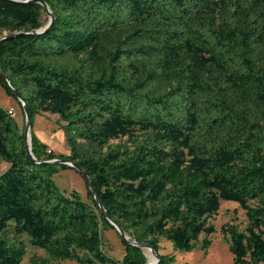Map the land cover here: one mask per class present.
Wrapping results in <instances>:
<instances>
[{"label": "trees", "instance_id": "1", "mask_svg": "<svg viewBox=\"0 0 264 264\" xmlns=\"http://www.w3.org/2000/svg\"><path fill=\"white\" fill-rule=\"evenodd\" d=\"M32 1L53 16L43 33ZM3 32L0 74L28 109L32 157L0 106V264L28 247L44 253L29 264H146L129 242L176 264L160 241L189 252L204 236L207 250L221 202L246 220L222 228L232 264H264V0H0ZM40 113L58 117L68 155L32 133ZM56 159L84 170L103 211L88 187V203L59 190L53 176L73 169ZM110 221L128 238L120 261L104 251Z\"/></svg>", "mask_w": 264, "mask_h": 264}, {"label": "rangeland", "instance_id": "2", "mask_svg": "<svg viewBox=\"0 0 264 264\" xmlns=\"http://www.w3.org/2000/svg\"><path fill=\"white\" fill-rule=\"evenodd\" d=\"M42 20L49 21V16L44 13ZM6 35H8V33L3 32L0 35V39ZM0 106L5 108L15 118L20 128L25 126V117L22 108L12 98L8 97L1 88ZM58 122L59 119L56 115L40 113L34 117L32 133L55 154L68 155L70 151L68 136L63 128H59ZM125 140L126 138L118 139L111 143H122ZM80 149L84 153L95 151L93 146L84 142H80ZM4 164V162L0 164V173L6 168ZM52 179L59 190L66 195L69 196L72 192H76L82 201L86 203L90 202L87 194L86 182L75 170L68 169L61 171L54 175ZM209 223L214 226L215 232L208 237L211 245L207 250L202 249L201 243L204 236H200L189 252L177 250L170 242L161 240L160 254L174 255L176 264H232L233 257L229 242L223 235L222 228L229 224H235L238 225L241 230L244 229L246 226L244 213L235 203L221 202L217 215L211 218ZM102 237L105 253L115 261H120L124 254V246L119 234L115 230H108L103 232ZM143 252L147 260H149L147 250ZM32 256L43 258L44 253L41 250L28 247L21 264H29V259ZM61 264L75 263L62 262Z\"/></svg>", "mask_w": 264, "mask_h": 264}, {"label": "water", "instance_id": "3", "mask_svg": "<svg viewBox=\"0 0 264 264\" xmlns=\"http://www.w3.org/2000/svg\"><path fill=\"white\" fill-rule=\"evenodd\" d=\"M18 2V1H17ZM26 2V1H25ZM34 3H39L45 10V13L49 16V21L47 23V25L40 30L39 32H37L36 34L39 33H43L45 32L52 24L53 22V16L51 15L50 11L48 10L47 6L45 5L44 2L42 1H32ZM4 39L0 40V43L3 41ZM0 77L2 78L3 82L8 85L11 94L13 95V97L17 100V102L20 103L22 111L24 113V117H25V131H24V146H25V150L27 152V154L32 157L31 154V127H30V121H29V115H28V109L25 106L24 102L21 100V98L19 97V95L9 86V83L6 81V79L0 74ZM51 163H57V164H65L67 166H69L70 168H72L73 170H75L78 174L81 175V177L85 180L86 185L90 191V193L92 194V196L94 197L99 209L101 211H103L102 205L98 200V197L95 193V190L88 178V176L86 175V173L84 172V170L75 162H66L64 160H53L51 161ZM104 216L108 219V216L103 212ZM111 226L114 228V230L119 234L120 238L124 241L128 242V238L126 237V235L121 232V230L119 229V227L117 225H115L112 221H110ZM131 245L136 246L138 248H140L141 250H149L150 254H151V260H147L146 264H158L159 263V257L158 255L153 251V249H151L150 247H148L145 244H137L135 242H129Z\"/></svg>", "mask_w": 264, "mask_h": 264}, {"label": "bare ground", "instance_id": "4", "mask_svg": "<svg viewBox=\"0 0 264 264\" xmlns=\"http://www.w3.org/2000/svg\"><path fill=\"white\" fill-rule=\"evenodd\" d=\"M147 252H148V255H149L148 257H149V261H150L151 260V258H150L151 254H149L150 253L149 250H147Z\"/></svg>", "mask_w": 264, "mask_h": 264}]
</instances>
